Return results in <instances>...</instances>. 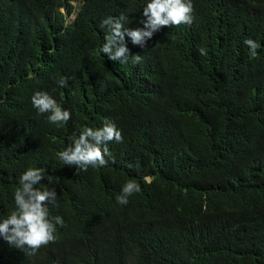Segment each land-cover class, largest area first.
Listing matches in <instances>:
<instances>
[{"label": "trees", "instance_id": "1", "mask_svg": "<svg viewBox=\"0 0 264 264\" xmlns=\"http://www.w3.org/2000/svg\"><path fill=\"white\" fill-rule=\"evenodd\" d=\"M148 2L0 0V221L29 168L64 220L33 256L0 236V264H264V0H192L191 25L144 47L125 35L138 63L101 53V21L143 28ZM37 91L71 118L49 123ZM105 120L123 136L107 164L65 165L57 154ZM128 180L141 190L121 205Z\"/></svg>", "mask_w": 264, "mask_h": 264}, {"label": "clouds", "instance_id": "2", "mask_svg": "<svg viewBox=\"0 0 264 264\" xmlns=\"http://www.w3.org/2000/svg\"><path fill=\"white\" fill-rule=\"evenodd\" d=\"M192 13V0H149L143 9L146 17L142 21L144 27L134 30L125 28L127 17L123 13L118 17L109 16L100 24L102 29L107 28V33L99 51L112 61L127 63L131 57L133 62L138 63L140 56H130L125 35L131 38L133 45L144 47L146 41L162 27L191 25L194 19ZM244 43L255 57L260 45L252 39H246ZM198 51L203 56L207 55L205 48ZM56 82L63 87L67 78L60 77ZM31 100L38 113L48 114L49 123L59 125L71 118L70 111L63 109L46 91L35 92ZM111 141L122 142L123 136L114 122L105 120L100 128H82L78 136L57 155L65 165H75L83 171L89 167H103L108 162L105 156L111 155L107 148ZM45 171L43 168H29L19 177V186L14 193V208L0 221V236L29 256L35 255L41 247L55 240L57 225L64 226L62 217H52L49 213L48 204L57 202L55 188L38 187L41 180L45 179ZM140 190L135 180H128L116 200L121 205H127L129 197Z\"/></svg>", "mask_w": 264, "mask_h": 264}, {"label": "rangeland", "instance_id": "3", "mask_svg": "<svg viewBox=\"0 0 264 264\" xmlns=\"http://www.w3.org/2000/svg\"><path fill=\"white\" fill-rule=\"evenodd\" d=\"M70 21H71V22L73 21V17H71V18L69 19V22H70Z\"/></svg>", "mask_w": 264, "mask_h": 264}, {"label": "water", "instance_id": "4", "mask_svg": "<svg viewBox=\"0 0 264 264\" xmlns=\"http://www.w3.org/2000/svg\"><path fill=\"white\" fill-rule=\"evenodd\" d=\"M70 22H71V21H70ZM70 22H69V23H70Z\"/></svg>", "mask_w": 264, "mask_h": 264}]
</instances>
